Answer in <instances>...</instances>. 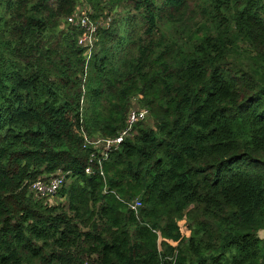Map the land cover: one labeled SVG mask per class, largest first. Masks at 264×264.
Here are the masks:
<instances>
[{
    "label": "trees",
    "instance_id": "16d2710c",
    "mask_svg": "<svg viewBox=\"0 0 264 264\" xmlns=\"http://www.w3.org/2000/svg\"><path fill=\"white\" fill-rule=\"evenodd\" d=\"M261 232L264 0H0V264H264Z\"/></svg>",
    "mask_w": 264,
    "mask_h": 264
},
{
    "label": "built area",
    "instance_id": "2783aa9c",
    "mask_svg": "<svg viewBox=\"0 0 264 264\" xmlns=\"http://www.w3.org/2000/svg\"><path fill=\"white\" fill-rule=\"evenodd\" d=\"M68 23L75 26H80L87 29V33L80 38L79 44L87 49V54L90 55L93 50V34L95 33V27L88 23L87 18L75 14L68 18ZM150 113L147 109H132L128 115L127 127L124 129L121 134L116 138L109 139H92L91 141L86 138V144L84 148L93 147L94 152L90 163L92 164L95 160H98V165L102 172L103 164L109 158V155L112 152H115L119 149L120 145L128 138L132 136L134 127L138 123L146 122L149 118ZM86 172L90 174L92 169L89 167ZM66 175H55L50 178H41L31 186V191L39 199H44L45 203L51 204L49 201L58 196L60 190L67 184ZM130 209L133 211H138L141 207V202L139 200L134 201L129 204Z\"/></svg>",
    "mask_w": 264,
    "mask_h": 264
},
{
    "label": "rangeland",
    "instance_id": "374dc122",
    "mask_svg": "<svg viewBox=\"0 0 264 264\" xmlns=\"http://www.w3.org/2000/svg\"><path fill=\"white\" fill-rule=\"evenodd\" d=\"M139 105L137 104V102L135 101L134 102V107H136V108H139L138 107ZM146 124H153V122H152V120H151V117H149L148 119H147V121H146ZM51 204L50 205H56V206H59V205H66V200H60V198H58V197H55V198H53V199H51V201H49ZM260 237L261 238H263L264 239V232H261L260 234Z\"/></svg>",
    "mask_w": 264,
    "mask_h": 264
}]
</instances>
